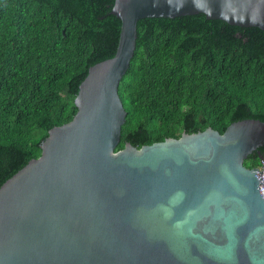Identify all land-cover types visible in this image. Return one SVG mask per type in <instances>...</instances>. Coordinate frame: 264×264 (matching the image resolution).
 Here are the masks:
<instances>
[{
  "label": "water",
  "instance_id": "95a60500",
  "mask_svg": "<svg viewBox=\"0 0 264 264\" xmlns=\"http://www.w3.org/2000/svg\"><path fill=\"white\" fill-rule=\"evenodd\" d=\"M114 56L89 68L72 120L0 186V264H264V122L137 149L120 142L118 93L137 23L202 14L264 31V0H114Z\"/></svg>",
  "mask_w": 264,
  "mask_h": 264
},
{
  "label": "trees",
  "instance_id": "16d2710c",
  "mask_svg": "<svg viewBox=\"0 0 264 264\" xmlns=\"http://www.w3.org/2000/svg\"><path fill=\"white\" fill-rule=\"evenodd\" d=\"M113 5L0 0V186L39 157L50 129L72 120L89 68L114 56L121 23ZM118 93L126 119L115 151L264 122V31L202 14L140 20ZM244 164L258 167V153Z\"/></svg>",
  "mask_w": 264,
  "mask_h": 264
},
{
  "label": "built area",
  "instance_id": "2783aa9c",
  "mask_svg": "<svg viewBox=\"0 0 264 264\" xmlns=\"http://www.w3.org/2000/svg\"><path fill=\"white\" fill-rule=\"evenodd\" d=\"M261 166H263V170H262V172H261L260 184H259L258 189H259V193H260V195H261V196L263 197V199H264V157H263V159L260 161V165L257 167V168H258L257 171L260 170V167H261Z\"/></svg>",
  "mask_w": 264,
  "mask_h": 264
},
{
  "label": "clouds",
  "instance_id": "9594fccd",
  "mask_svg": "<svg viewBox=\"0 0 264 264\" xmlns=\"http://www.w3.org/2000/svg\"><path fill=\"white\" fill-rule=\"evenodd\" d=\"M263 157H264V156H263ZM262 159H263V158H262ZM262 159H261V160H262ZM261 160H260V161H261ZM257 169H258V168H257Z\"/></svg>",
  "mask_w": 264,
  "mask_h": 264
}]
</instances>
